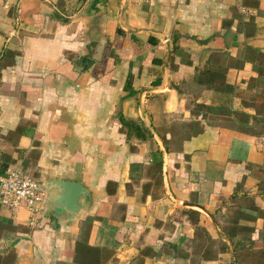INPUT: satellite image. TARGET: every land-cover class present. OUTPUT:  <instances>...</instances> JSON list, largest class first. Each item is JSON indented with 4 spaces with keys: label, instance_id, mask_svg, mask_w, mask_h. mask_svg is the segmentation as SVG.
Here are the masks:
<instances>
[{
    "label": "crops",
    "instance_id": "obj_1",
    "mask_svg": "<svg viewBox=\"0 0 264 264\" xmlns=\"http://www.w3.org/2000/svg\"><path fill=\"white\" fill-rule=\"evenodd\" d=\"M1 59L0 160L46 205L34 220L0 206L16 228L1 231L0 264L264 252V0H0ZM64 180L90 192L73 221L47 212L46 185ZM189 211L232 237L228 253L193 255Z\"/></svg>",
    "mask_w": 264,
    "mask_h": 264
},
{
    "label": "trees",
    "instance_id": "obj_2",
    "mask_svg": "<svg viewBox=\"0 0 264 264\" xmlns=\"http://www.w3.org/2000/svg\"><path fill=\"white\" fill-rule=\"evenodd\" d=\"M7 63L4 59L0 60V75L1 71L6 68ZM259 96L264 97V92L262 94H259ZM244 123V122H242ZM261 125V128L264 129V124L258 123ZM242 126V125H240ZM238 125V128L240 130H243ZM259 126V125H258ZM243 127V126H242ZM11 165V161L7 159L6 157H3L0 160V174H5L7 170L9 169ZM31 177V176H30ZM34 179L33 177H31ZM187 215L190 217L192 224L194 225V239L192 241V245L194 246L193 255L199 257V261H216L220 258L221 255L228 253L229 247L226 242H224L222 239L214 240L211 235L208 233L206 228L199 225L198 216L199 214L195 211H189L187 212ZM7 230L10 232H13L16 230L13 226L4 225L0 222V237H1V231ZM226 237L233 241L232 237L229 236L226 232ZM235 245V260L237 264H246V260L250 259L252 260V264H264V252H256V253H250L249 248L245 249L246 242H233ZM249 243V242H248ZM254 243L250 241L249 244ZM255 244V243H254ZM252 249V247H251ZM91 250H94L93 248H90L85 243L80 242L78 244L77 252L80 256V259L87 261V258L91 255ZM16 262V254L14 252H10L7 257H5L2 261V264H15Z\"/></svg>",
    "mask_w": 264,
    "mask_h": 264
},
{
    "label": "built area",
    "instance_id": "obj_3",
    "mask_svg": "<svg viewBox=\"0 0 264 264\" xmlns=\"http://www.w3.org/2000/svg\"><path fill=\"white\" fill-rule=\"evenodd\" d=\"M46 205V194L39 181L32 179L20 169L0 175V206L17 212L25 207L32 219L42 215Z\"/></svg>",
    "mask_w": 264,
    "mask_h": 264
},
{
    "label": "water",
    "instance_id": "obj_4",
    "mask_svg": "<svg viewBox=\"0 0 264 264\" xmlns=\"http://www.w3.org/2000/svg\"><path fill=\"white\" fill-rule=\"evenodd\" d=\"M167 57L169 56L170 45L166 43ZM52 192L47 202V212H55L58 215L65 212L67 218L73 221L90 201V192L79 182L64 180L52 181L46 185ZM64 220V219H61ZM222 238L232 247L230 240L221 234ZM234 261L235 251H233Z\"/></svg>",
    "mask_w": 264,
    "mask_h": 264
}]
</instances>
